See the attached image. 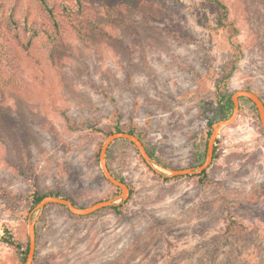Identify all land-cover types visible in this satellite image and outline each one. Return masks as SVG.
I'll use <instances>...</instances> for the list:
<instances>
[{"label":"rangeland","instance_id":"374dc122","mask_svg":"<svg viewBox=\"0 0 264 264\" xmlns=\"http://www.w3.org/2000/svg\"><path fill=\"white\" fill-rule=\"evenodd\" d=\"M216 1L141 0L109 28L111 42L68 38L55 61L40 44L31 56L11 46L23 83L0 81V235L8 226L29 239L33 185L80 206L122 207L78 217L48 206L34 264H264V134L253 104L219 134L204 182L168 177L200 166L219 90L264 101V0H218L221 24ZM114 127L135 128L158 160L152 168L131 143L112 144L109 168L133 191L125 204L100 166L110 135L94 130ZM0 264H19L1 241Z\"/></svg>","mask_w":264,"mask_h":264},{"label":"trees","instance_id":"16d2710c","mask_svg":"<svg viewBox=\"0 0 264 264\" xmlns=\"http://www.w3.org/2000/svg\"><path fill=\"white\" fill-rule=\"evenodd\" d=\"M139 2L141 0H0V81L7 84L23 83L19 61L12 54V45L20 47L28 56H31L33 47L40 44L48 50L51 58L55 61L57 58H62V53L63 56L66 55L69 50L67 39L71 37L89 47H97L100 43L108 44L112 40L109 28L122 26L123 14L128 11L129 7H134ZM216 2L220 7L218 22L221 24L223 16L226 17V15H221L224 6L218 0ZM238 59L239 57L234 61L232 70L225 77L226 84L235 71ZM243 101L253 104L248 99H241V104ZM231 113V94L219 90L214 111L209 112L210 115L207 113L204 115L207 132L210 133L212 125L216 121L229 117ZM94 130L104 137L113 133L125 132L137 136L143 142L140 134L133 127L126 130L114 127V131H104L100 128ZM131 145L133 144L131 143ZM216 150L215 147L213 161L218 156ZM206 151L207 144L204 149L198 150L195 159L196 165H201L204 162ZM150 155L157 160L153 154L150 153ZM108 167L110 166L108 165ZM208 170L196 177L204 182ZM110 171L113 173L111 169ZM113 175L121 182L126 183L121 176L114 173ZM117 190L120 191L119 188ZM132 194L133 191H131V196ZM47 196L65 198L78 207H85L80 206L72 197L62 196L60 191L43 192L37 185H33L26 198L29 210L35 208ZM121 209L122 207H110L104 210H113L120 215ZM232 225H236L234 220L229 224V230H232ZM233 230H236V226ZM0 241L15 252L19 264H25L29 252V239L18 238L10 227L5 226L0 235Z\"/></svg>","mask_w":264,"mask_h":264},{"label":"water","instance_id":"95a60500","mask_svg":"<svg viewBox=\"0 0 264 264\" xmlns=\"http://www.w3.org/2000/svg\"><path fill=\"white\" fill-rule=\"evenodd\" d=\"M241 99H248L255 106L260 122H261L263 134H264V101L263 99L252 91H248V90L236 91L231 96V102H232L231 115L227 118H224V119H221L215 122L212 125V130H211V134L208 140L207 151H206L204 162L200 166L195 167V168L169 170L168 177L176 178V177H186V176H199L203 174L205 171H207L212 166L213 159H214L215 145H216L218 136L221 133V131H223L226 128H229L231 125H233L237 121L240 115V111H241ZM119 140H124V141H128L132 143L135 146V148L139 151L145 163L149 165L150 167L153 168V166L158 165V163L152 158L145 144L135 135L125 133V132H118V133H113L104 141L102 148L100 150V156H99L101 170H102L104 177L107 179V181L111 183L113 186L120 189L121 193L119 195V200H121L122 203L125 204L131 197V189L126 183L121 182L119 179H117L108 167L109 149L112 146V144H114L115 142ZM116 201H117L116 199H109V200L99 201L87 207H78L73 202L65 198H60L56 196L45 197L35 207L36 212H38V216L33 219L30 218L29 220V224H28L29 252H28L25 264H34L36 252H37L36 224H37L38 219L40 218V216L43 214L44 210L48 206L55 205V206L66 207L69 210V212L74 216L89 217L104 209L117 206Z\"/></svg>","mask_w":264,"mask_h":264}]
</instances>
